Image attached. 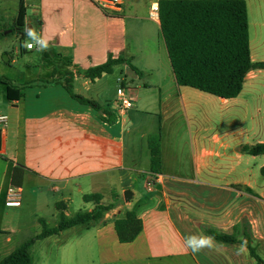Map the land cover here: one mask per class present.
Masks as SVG:
<instances>
[{"label":"crops","instance_id":"1","mask_svg":"<svg viewBox=\"0 0 264 264\" xmlns=\"http://www.w3.org/2000/svg\"><path fill=\"white\" fill-rule=\"evenodd\" d=\"M30 1L29 14L23 12L20 16L12 0H0V44L8 34L15 33L10 36L21 44L19 55L26 53L38 64L25 57L24 67L29 73L24 77L5 70L0 62V76L8 74L19 85L72 74L77 95L95 101L106 114L78 103L61 85L36 83L25 89L23 98L8 100L5 87L0 84V116L7 117L5 126L0 125V131H5L4 149H0V213L20 214L25 209L37 225L39 219L49 225L53 221L55 225V204L63 202L65 214L70 216L67 209L74 190L81 193V200L83 195L97 194L101 204L112 205L111 210L88 227L76 226L35 243L33 264H258L245 246L246 237L251 239L255 254L264 261V180L257 181L256 174L248 175V168H242L239 160L222 172L217 182L200 181L198 171L180 182L173 179V164L182 165L177 143L169 151L162 141L159 174L150 172L148 161L149 175L140 177L143 172L137 169L134 151L127 158L122 122H116V116L133 114L141 104V98L136 101L128 93L134 87L173 89L176 104L188 123H192V113L203 104L201 101L219 100L231 104L240 116L241 125L246 127L244 132L251 139L248 145L264 143V69L246 74L237 97L220 99L176 84L159 28V11L156 23L149 18L151 5H158L161 0H120L112 9H102L92 0ZM243 1L247 9L250 60L264 63V0ZM25 25L49 38L47 51L25 49ZM118 56L129 59L134 67V70L125 64L113 67H120L121 75L116 81L124 88L125 97L134 100L130 108L122 110L115 102L111 109L101 107L103 101L111 99L113 89H100L99 94H91L86 84L94 81L76 75ZM10 58L7 56L6 60ZM155 73L158 80L150 83L146 74ZM115 97L118 99L117 89ZM171 104L169 100L160 107L169 108ZM203 132L206 131L198 128L191 134L197 136ZM197 138L204 140L202 136ZM200 140L198 146H201ZM237 150L242 154L240 147ZM209 155L208 151L201 150L193 160L198 163ZM249 157L256 163L255 172H260L264 155ZM168 162L169 177L163 174ZM13 169L18 171L14 178ZM236 170L239 176L232 178ZM135 175L140 177L143 195L131 203ZM150 178L157 182L153 192L145 189V182ZM10 183L21 188L19 207L5 206ZM118 191L131 195L128 200L124 196L120 200ZM85 205L86 211L94 206L93 203ZM129 211L135 212L142 228L132 242L121 244L116 238L114 222ZM1 214L0 260L16 248L11 246V236L5 230ZM78 228L86 232L80 231L78 235L93 239L96 262L81 261L77 252L74 253L76 261L56 260L55 253L62 247L58 246L60 239ZM207 230L233 236L240 243L225 245L216 241L218 250L205 248L198 253L186 247V236L208 234ZM242 243L244 250L240 251ZM85 244L91 248V242ZM70 246L67 244L65 251ZM88 248L85 246L86 251ZM63 254H58L59 259Z\"/></svg>","mask_w":264,"mask_h":264},{"label":"trees","instance_id":"2","mask_svg":"<svg viewBox=\"0 0 264 264\" xmlns=\"http://www.w3.org/2000/svg\"><path fill=\"white\" fill-rule=\"evenodd\" d=\"M159 28L165 43L175 82L220 99H232L242 90L244 78L251 70L264 69V63H254L249 57V35L247 9L243 0H161L158 2ZM125 64L134 70L129 59L121 56L112 58L101 65L86 70L82 75L95 81L110 74L116 65ZM74 76L67 74L59 79L42 82L15 84L5 76H0V84L5 87L8 100H19L24 91L33 84L42 86L61 85L72 99L91 108L104 110L93 100L72 92ZM160 134L147 137L150 153V172L159 174L161 165ZM240 152L246 156L264 155V143L240 146ZM13 169L12 177L17 176ZM264 176V166L260 168ZM84 203H93L90 211L78 212L73 216L65 214L63 202L55 204L56 223L51 226L39 219L40 230L37 234L22 241L0 264H33V247L38 241L57 236L60 232L76 226L88 227L99 221L103 214L111 210L112 205L100 203L97 194L83 195ZM141 221L135 212H126L123 218L114 222V231L119 243L132 242L141 231ZM215 240L225 245L239 244L235 237L207 230ZM251 239L245 238V246L258 264H264L254 252Z\"/></svg>","mask_w":264,"mask_h":264},{"label":"rangeland","instance_id":"3","mask_svg":"<svg viewBox=\"0 0 264 264\" xmlns=\"http://www.w3.org/2000/svg\"><path fill=\"white\" fill-rule=\"evenodd\" d=\"M128 1L130 2L131 0ZM12 2L15 8L19 9L20 16L23 15V12H25L26 15L29 14L31 8L30 0H12ZM151 21L154 22L153 20ZM10 35H15V33L12 32L8 34L7 39L0 44L2 50V55L0 56L1 66L5 70L13 72V74L16 73L17 76L23 74V76L26 77L29 71L24 67L25 57L28 59L31 58L26 56V53L23 52H20L21 54L19 55L18 52L19 48H21V44L17 38ZM7 56L11 57L9 61L6 60ZM11 60L15 62L11 63ZM31 60L35 64H38L35 59ZM12 68L14 70H12ZM4 75L11 81L10 75ZM120 75V67H116L111 74L95 80L93 84L89 82L86 84L88 85L87 89H90V93L95 95L99 94L100 89H113V96L109 101H103L101 107L108 109L112 108V104L117 100L115 97L116 89L117 97L119 98L120 87L116 80ZM156 75V73L151 76L146 74V79L152 83L158 80ZM17 78L18 77H16L15 80ZM71 90L74 94H77L76 92L78 89L76 85L72 84ZM128 93L131 94V96L133 95L132 98L136 101L141 98V104L136 106L138 109L135 108L134 111L136 112L133 114L121 118L116 116V122H122L127 158L128 155L132 156L134 151L137 169L143 172L140 177L149 175L147 174L149 170L147 137L159 133L164 148L166 147L169 151L171 149L173 150V143H177V151L181 158L182 165L178 167V164H173L175 174L173 179L175 180L181 182L182 180H186V176L193 177L194 171H198L197 178L200 181L217 182L220 174L226 171L228 167L235 166L239 160L242 168H248V175L253 176L256 174L257 181L264 180V177L259 171L255 172V161H252V158L249 156L238 153L237 148L241 145L249 144L251 139L244 132L246 127L241 125V118L236 115L231 104L219 100H210V102L201 101L203 104L197 106V109L192 113V123H188L181 107L176 104L173 89H144L143 87H134V89L130 90ZM169 100H171L172 103L169 108L160 107L161 103L163 104ZM198 128L206 131L197 135L202 136L204 140H200L196 135L193 136V134H191L193 130ZM215 138H218V140L216 141ZM198 140H200L199 143L201 146H198ZM201 150L208 151L210 155L200 159V162L195 163L193 158L195 154L198 155ZM163 174L164 176H170L169 162L165 164ZM238 176L239 172L236 170L232 178ZM140 177L135 175L136 186L134 197L130 200L131 203L135 202L143 195L142 185L139 181ZM116 194L120 200L123 199V191H118ZM67 210L70 216L87 210V205L81 200L80 192L76 190L73 191ZM1 217H3L5 221V230L8 231V234L11 236L12 247H17L22 241L34 236L40 230L39 224L37 225V223L33 221L30 212L25 211V209L20 214L5 213L1 214ZM50 225L53 226V221L50 222ZM80 231L86 233L82 228H78L76 232H68L65 234L64 238L60 239L58 246L62 245V247L55 253L57 257L56 260L76 261L77 259L74 253L77 252L78 254L76 256H78L81 261L96 262L97 253L96 246L93 245V239L89 236L78 235ZM86 242H91L90 249L88 248V244H85ZM67 244H71V246L68 251H65V246ZM84 245L88 248L87 251ZM35 251L33 247V255ZM39 252H42V250H39ZM58 252L64 253L61 259H59Z\"/></svg>","mask_w":264,"mask_h":264},{"label":"built area","instance_id":"4","mask_svg":"<svg viewBox=\"0 0 264 264\" xmlns=\"http://www.w3.org/2000/svg\"><path fill=\"white\" fill-rule=\"evenodd\" d=\"M98 7L102 9H112L119 5L120 0H92ZM158 5L152 4L149 11V18L153 21H158ZM26 50H35L38 49L37 47H33L28 49L25 47ZM120 81V80H119ZM124 88L121 86L119 89V98L115 102L118 105L119 109H128L130 108L134 100L128 99L125 97ZM7 122L6 116H0V125L5 126ZM4 140H5V131H0V149H4ZM156 179L150 178L145 182V189L147 192L155 191L156 187ZM21 188L16 183H10L6 190L5 195V206L6 207H19L21 205Z\"/></svg>","mask_w":264,"mask_h":264},{"label":"clouds","instance_id":"5","mask_svg":"<svg viewBox=\"0 0 264 264\" xmlns=\"http://www.w3.org/2000/svg\"><path fill=\"white\" fill-rule=\"evenodd\" d=\"M25 34L27 39L24 41V46L28 49L37 47L40 51H47L49 49V38L38 35L34 28H26ZM185 245L191 249L193 253H198L205 248L218 250L215 237L203 232L199 234H192L185 237ZM244 250V244L240 246V251Z\"/></svg>","mask_w":264,"mask_h":264},{"label":"water","instance_id":"6","mask_svg":"<svg viewBox=\"0 0 264 264\" xmlns=\"http://www.w3.org/2000/svg\"><path fill=\"white\" fill-rule=\"evenodd\" d=\"M130 195H131V193H129V192H125V193H124V199H125V200H128L129 197H130Z\"/></svg>","mask_w":264,"mask_h":264}]
</instances>
